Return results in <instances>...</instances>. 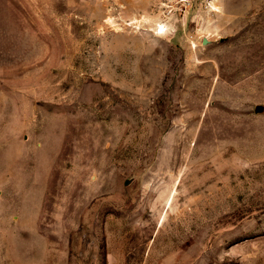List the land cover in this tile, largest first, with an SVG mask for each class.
Instances as JSON below:
<instances>
[{"label":"rangeland","instance_id":"1","mask_svg":"<svg viewBox=\"0 0 264 264\" xmlns=\"http://www.w3.org/2000/svg\"><path fill=\"white\" fill-rule=\"evenodd\" d=\"M0 0V264H264V0Z\"/></svg>","mask_w":264,"mask_h":264},{"label":"built area","instance_id":"2","mask_svg":"<svg viewBox=\"0 0 264 264\" xmlns=\"http://www.w3.org/2000/svg\"><path fill=\"white\" fill-rule=\"evenodd\" d=\"M179 2L182 3L183 5L186 4V6L189 4V0H179Z\"/></svg>","mask_w":264,"mask_h":264}]
</instances>
